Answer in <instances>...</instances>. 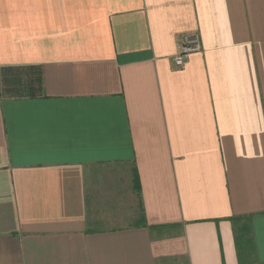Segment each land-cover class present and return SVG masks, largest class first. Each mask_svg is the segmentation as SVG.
<instances>
[{
  "label": "crops",
  "instance_id": "0c3cea01",
  "mask_svg": "<svg viewBox=\"0 0 264 264\" xmlns=\"http://www.w3.org/2000/svg\"><path fill=\"white\" fill-rule=\"evenodd\" d=\"M0 264H264V0H0Z\"/></svg>",
  "mask_w": 264,
  "mask_h": 264
},
{
  "label": "built area",
  "instance_id": "2783aa9c",
  "mask_svg": "<svg viewBox=\"0 0 264 264\" xmlns=\"http://www.w3.org/2000/svg\"><path fill=\"white\" fill-rule=\"evenodd\" d=\"M201 50L202 43L198 34L185 35L180 44V52L173 57V61L179 67H183L189 55Z\"/></svg>",
  "mask_w": 264,
  "mask_h": 264
},
{
  "label": "trees",
  "instance_id": "16d2710c",
  "mask_svg": "<svg viewBox=\"0 0 264 264\" xmlns=\"http://www.w3.org/2000/svg\"><path fill=\"white\" fill-rule=\"evenodd\" d=\"M134 187L140 197V183L138 180L136 169H134ZM141 214L143 216V209L141 205ZM248 219V218H247ZM232 222L236 226V235L238 242H240L243 246L249 245L251 242V226L247 224V222L243 223V217H232ZM249 222V221H248Z\"/></svg>",
  "mask_w": 264,
  "mask_h": 264
}]
</instances>
